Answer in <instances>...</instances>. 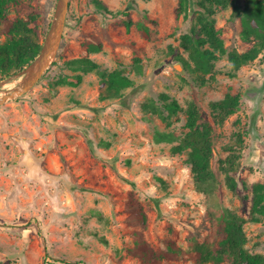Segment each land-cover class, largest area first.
Masks as SVG:
<instances>
[{"label":"rangeland","instance_id":"rangeland-1","mask_svg":"<svg viewBox=\"0 0 264 264\" xmlns=\"http://www.w3.org/2000/svg\"><path fill=\"white\" fill-rule=\"evenodd\" d=\"M101 1L112 14L69 1L55 60L27 93L0 105V264H142L137 246L164 249L167 240L188 254L168 264H231L215 259L229 213L245 219L246 250L264 255V218L249 220L253 187L264 185V50L238 69L228 58L257 43L242 33L254 0L214 7L224 52L209 69L182 40L199 27L198 0L178 17V0ZM55 4L22 0L9 15H32L42 42ZM6 39L0 31V44ZM113 71L130 85L108 91ZM227 95L240 97L239 110L220 122L211 104ZM189 104L212 126L201 182L190 150H174Z\"/></svg>","mask_w":264,"mask_h":264},{"label":"trees","instance_id":"trees-1","mask_svg":"<svg viewBox=\"0 0 264 264\" xmlns=\"http://www.w3.org/2000/svg\"><path fill=\"white\" fill-rule=\"evenodd\" d=\"M95 8L104 13L112 14L101 0H91ZM228 0H198L197 5L200 12L197 15L198 29H192L190 34L182 36L183 46L188 49L187 44H192L197 58H194L196 66L201 69H209L211 60L216 58V52L223 53V41L215 28L213 15L216 7H224ZM22 4V0H0V31L7 35L4 43L0 44V80L19 72L28 65L38 54L41 39L34 23L35 18L14 17L9 15V5ZM190 0H178L174 9L176 17L186 13L189 9ZM215 7V8H214ZM116 14V13H115ZM34 23V24H32ZM129 27L131 20L125 22ZM243 37L250 40L253 36L257 43L244 53L232 51L228 54L229 61L234 69L256 59L264 50V2L254 0L251 9L243 13ZM206 48H203L204 46ZM192 55V56H193ZM78 66H95L87 59L75 60ZM108 91H119L130 85V81L121 76L117 71L108 74L103 82ZM240 97L238 95H227L220 101L211 104L212 111L220 117V122L239 110ZM166 108L172 114L179 108L175 101L166 103ZM216 116V117H217ZM187 132L182 144L174 150L181 151L189 149V163L192 173L197 182L207 178L210 159L212 157V143L210 124L200 122L198 109L194 104H189L186 109ZM134 211L135 217L142 224L146 222V215L133 199L129 203ZM264 218V185L257 183L253 187V200L249 216L252 222H260ZM245 219L233 214H228L227 223L224 227V239L220 242L215 259L229 260L231 264H264V255L249 253L246 248V236L243 230ZM134 254L141 260L142 264H168L171 260L182 259L188 254L173 241L167 240L164 249H154L148 244H140L133 250ZM200 257H206L200 254Z\"/></svg>","mask_w":264,"mask_h":264},{"label":"water","instance_id":"water-1","mask_svg":"<svg viewBox=\"0 0 264 264\" xmlns=\"http://www.w3.org/2000/svg\"><path fill=\"white\" fill-rule=\"evenodd\" d=\"M70 0H56L53 17L37 56L22 70L0 80V105L27 93L55 60L63 38ZM16 82L12 88L7 85Z\"/></svg>","mask_w":264,"mask_h":264}]
</instances>
